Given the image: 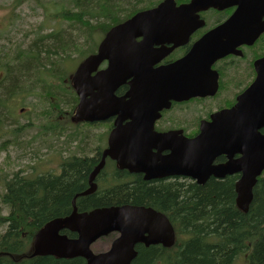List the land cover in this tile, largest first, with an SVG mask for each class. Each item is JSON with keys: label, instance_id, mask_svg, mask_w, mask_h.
I'll list each match as a JSON object with an SVG mask.
<instances>
[{"label": "trees", "instance_id": "trees-1", "mask_svg": "<svg viewBox=\"0 0 264 264\" xmlns=\"http://www.w3.org/2000/svg\"><path fill=\"white\" fill-rule=\"evenodd\" d=\"M23 1L18 0L15 7ZM36 2L43 8L45 19L30 37L34 38L28 40L32 41L20 45L15 58L0 52V140L10 136L13 130L22 129L16 124L19 117L16 106L17 94L23 87L31 96L42 89L51 107L53 98L63 93L64 102L74 110L77 98L69 83H65L64 61L94 52L98 35L122 23V17L127 19L139 10L154 7L157 0ZM65 21L71 24L69 32L53 26L57 30L45 34L51 22ZM11 25V22L7 25L5 40L12 33ZM84 34L85 48L80 42ZM58 109L59 106L45 111L49 112V121ZM54 124L55 119L50 125ZM14 142L17 140L12 139L10 143ZM4 150L0 145V152ZM86 151L82 146L83 158L67 166L60 177H28L23 170L13 175L0 173L3 179L0 183L5 189L0 194V230L4 231L0 234V264H85L81 259L27 260L21 256L29 252L35 233L48 221L68 215L73 198L87 190L88 170L95 161L87 158ZM119 179L122 171L110 180L112 188L105 193L80 198L81 211L123 204L147 206L167 216L177 234V243L172 249L137 245L138 254L131 264H264V179L254 188V200L247 214L236 206L232 177L210 178L204 185L178 177L173 182L144 181L141 176L123 183Z\"/></svg>", "mask_w": 264, "mask_h": 264}, {"label": "water", "instance_id": "water-1", "mask_svg": "<svg viewBox=\"0 0 264 264\" xmlns=\"http://www.w3.org/2000/svg\"><path fill=\"white\" fill-rule=\"evenodd\" d=\"M210 5L216 7L217 3ZM203 7H206L203 0H193L179 9L175 0H165L158 7L140 12L128 22L112 28L98 52L85 59L71 79L80 99L74 120L100 122L116 117L103 160L110 157L121 169L146 173L147 180L184 175L204 184L212 176L224 178L241 174L235 188L236 204L247 214L254 200L253 189L264 171V143L257 138L260 136L258 130L264 127V60L257 64V80L242 96L238 109L214 117L208 131H202L188 142L187 151L172 146L170 133L153 132L154 122L160 115L158 108L144 106L138 101L136 85L132 84L125 98L116 96L126 79L137 72L141 52L159 39L171 37L168 33L172 34L174 24L180 21L173 14L196 13ZM161 28L167 29L168 33H160ZM140 37L144 42L150 40L141 48L136 41ZM256 37L241 39L247 42L248 38ZM104 62L108 63L107 68L99 71ZM141 87L144 89L146 85ZM182 87L183 84L176 83L175 94L180 93ZM127 119L131 123L122 136V122ZM136 134H143V138L133 137ZM165 150H171L172 154L164 157L161 152ZM236 154L242 155V159L234 160ZM220 155L229 161L214 166ZM90 193L89 190L81 195ZM73 205L71 215L47 223L35 235L31 257L79 256L88 264H131L137 256L134 248L138 244L146 247L162 245L164 248L175 245L173 226L164 215L151 208L124 205L78 213L75 200ZM63 230L78 233L80 239L68 240L67 236L60 235ZM113 231L121 236L112 249L108 253L92 254L90 244Z\"/></svg>", "mask_w": 264, "mask_h": 264}, {"label": "flooded vegetation", "instance_id": "flooded-vegetation-1", "mask_svg": "<svg viewBox=\"0 0 264 264\" xmlns=\"http://www.w3.org/2000/svg\"><path fill=\"white\" fill-rule=\"evenodd\" d=\"M191 1L176 0V4L177 6L188 5ZM216 1L219 4L217 7H209L195 14H173L180 19L174 24L176 36H188V40L182 43L184 39L178 40L174 37L169 41H162L152 50V55L147 60V69L138 71L136 76L128 77L126 83L122 85L123 97L130 91L132 83H156L159 85L158 97L165 98L171 90L174 91L173 85L176 82H183L186 85L192 82L201 84L203 91L200 95L185 101H172L170 109L163 110L161 118L155 123L154 130L160 135L178 134L175 137L178 143L174 142V146H180L181 143L179 142L182 139L191 140L197 137L202 130L203 123L211 122L213 115L235 108L241 95L255 82L257 64L264 60V0ZM209 36H211L210 40L197 50L188 66L179 72V75H183L184 78L159 73L153 74L155 71L170 66L190 55L196 45ZM239 36L257 37L245 42L243 39H238ZM137 41L141 43L143 38H139ZM179 42L182 45L164 57L157 53L158 49L166 51ZM216 51L221 53L211 64L210 60ZM110 122L113 123V120ZM260 132L264 134V128ZM136 137H142V135L138 134ZM165 154L168 152H164ZM100 157H87L95 161L88 170V187L89 177L100 163ZM76 160L72 157L61 162H74ZM225 161L226 158L220 156L216 159L215 165H223ZM66 162L59 170L60 176L64 171L63 166ZM118 171H122V179H119L121 183L133 181L136 176H141L146 181L143 173L119 170L116 163L107 161L103 170L94 180L97 185L96 193H105L111 189L110 180H113ZM123 171L126 173L124 174ZM227 177L237 180L241 178L240 175L226 176L225 178ZM260 179H264V173ZM156 180L173 182L175 177Z\"/></svg>", "mask_w": 264, "mask_h": 264}, {"label": "rangeland", "instance_id": "rangeland-1", "mask_svg": "<svg viewBox=\"0 0 264 264\" xmlns=\"http://www.w3.org/2000/svg\"><path fill=\"white\" fill-rule=\"evenodd\" d=\"M15 0H0V32L7 29V23L5 22L10 17L9 7ZM54 0H41L42 4L52 2ZM32 8H36L35 14L31 11ZM20 15L18 20L13 23L12 33L5 41L4 38L8 35V31L0 33V52L7 53L8 56L15 58L17 56V49L20 45L26 43L28 45L31 41L29 38L35 33L37 26L44 21V10L42 7L36 6L32 1H29L21 6L17 11ZM34 14V15H33ZM50 31L61 27V29L69 32L70 22H51ZM77 30V28H76ZM85 34L82 36L81 44L87 46ZM34 37L30 38L33 39ZM11 41V42H9ZM15 52V53H14ZM78 65L77 60H65L63 68L66 74L74 72ZM24 87L20 90V93L24 92ZM18 99L25 103L27 109L26 114L19 116L18 122L21 124L31 122L33 125L31 128H24L18 133L17 144L15 146H9L6 144L7 150L0 153V172H8L13 175L15 172L23 170V174L37 176L46 175L50 172L59 171L66 161H59L62 157H69L72 153L77 151L78 146L81 151L83 146L87 151V157L92 156V149L95 148L98 143L96 142V135L100 138L103 135V128L94 129L88 126L78 127V131L83 132L84 141H73L71 136L72 130L70 128L61 130L64 134L61 135H49L44 136L42 133L45 131L42 127L48 125V120L44 117V113L47 110H52L49 100L43 96H27L20 95ZM57 99V98H56ZM61 100H64L60 96ZM68 100V99H66ZM57 102L60 104L59 100ZM67 110V106L63 107ZM58 118V115L57 117ZM62 122H66L65 119ZM66 124V123H65ZM65 124H62L63 126ZM61 136L59 138H56ZM72 162L67 161L63 168L66 169ZM63 174V172H62ZM1 181V180H0ZM3 183H0V193L3 194ZM4 233L0 230V234ZM109 246V241L100 242L93 250L95 252H102Z\"/></svg>", "mask_w": 264, "mask_h": 264}]
</instances>
